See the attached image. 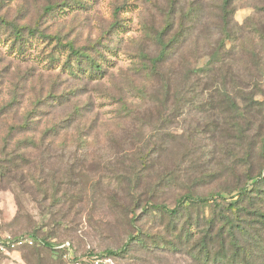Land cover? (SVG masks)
Segmentation results:
<instances>
[{
  "label": "rangeland",
  "instance_id": "1",
  "mask_svg": "<svg viewBox=\"0 0 264 264\" xmlns=\"http://www.w3.org/2000/svg\"><path fill=\"white\" fill-rule=\"evenodd\" d=\"M228 1L226 16L222 0H0V20L46 36L20 55L0 30V264H28L34 251L93 264L129 234L160 229L146 202L172 208L189 192L256 186L264 0ZM66 3L64 14L44 9ZM163 44L167 57L155 63ZM68 45L97 59L102 77L66 74Z\"/></svg>",
  "mask_w": 264,
  "mask_h": 264
},
{
  "label": "trees",
  "instance_id": "2",
  "mask_svg": "<svg viewBox=\"0 0 264 264\" xmlns=\"http://www.w3.org/2000/svg\"><path fill=\"white\" fill-rule=\"evenodd\" d=\"M76 5L82 9L80 2H76ZM67 6V3L63 8L51 4L44 9L64 14ZM229 7L230 1L222 0L220 9L226 16L231 12ZM121 28L117 26L116 30L120 31ZM0 30L9 32L8 40L12 41L11 45L17 46L20 55L24 54L25 48L30 47L34 39L46 37L40 34L37 36L35 29L19 27L4 20H0ZM227 31V24H222V33L226 34ZM221 45H224V40L219 42V46ZM167 49L168 45L163 44L155 63L165 60ZM60 51L68 53L62 69L71 78L98 80L102 77V64L97 59L90 58L71 45L61 46ZM218 52L211 55L212 62L217 59ZM95 55L101 57L98 52ZM102 62L107 66L105 60ZM206 71L207 68L196 70V73ZM220 91L225 93V90ZM228 106L237 111V106L232 102ZM262 108L264 109V105ZM255 185L251 188L243 186L235 191H225L226 196L218 192L203 197L189 192L180 196L172 208L163 203L146 202L143 207L145 218L151 224H158L160 229L154 234L141 231L136 235L129 234L126 242L119 248L106 249L99 258L134 260L135 264H155L153 261L156 260L157 264H161V258L183 256L191 264H264V192L261 190L264 176ZM133 222L134 218L127 219L129 226ZM17 239L19 238L13 240ZM39 245L51 252L59 250L41 239ZM139 255L140 260L137 261ZM72 260L79 261L78 258ZM27 262L63 264L59 260L43 257L36 251L31 253Z\"/></svg>",
  "mask_w": 264,
  "mask_h": 264
},
{
  "label": "built area",
  "instance_id": "3",
  "mask_svg": "<svg viewBox=\"0 0 264 264\" xmlns=\"http://www.w3.org/2000/svg\"><path fill=\"white\" fill-rule=\"evenodd\" d=\"M35 241V240H34ZM33 240H18V242H16V245H20V244H28V245H32ZM93 264H110L111 263V259L108 258H101V259H96L94 261H92ZM67 264H81L79 261H73V260H68Z\"/></svg>",
  "mask_w": 264,
  "mask_h": 264
}]
</instances>
